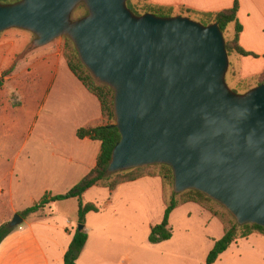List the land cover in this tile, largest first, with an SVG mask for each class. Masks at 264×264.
I'll return each mask as SVG.
<instances>
[{
  "label": "water",
  "instance_id": "1",
  "mask_svg": "<svg viewBox=\"0 0 264 264\" xmlns=\"http://www.w3.org/2000/svg\"><path fill=\"white\" fill-rule=\"evenodd\" d=\"M127 2L0 0V33L36 35L21 56L67 36L96 81L113 89L121 139L108 174L167 164L176 194L201 191L239 225L264 227V83L242 93L229 86L219 23L137 15ZM82 3L88 13L74 19ZM23 220L16 214L10 225Z\"/></svg>",
  "mask_w": 264,
  "mask_h": 264
},
{
  "label": "rangeland",
  "instance_id": "2",
  "mask_svg": "<svg viewBox=\"0 0 264 264\" xmlns=\"http://www.w3.org/2000/svg\"><path fill=\"white\" fill-rule=\"evenodd\" d=\"M134 1L144 3L145 0ZM86 10L83 6L77 7L73 18L78 19L86 15ZM186 13L182 9L175 11V15H184L196 20L194 12ZM7 33L29 32L12 28L0 33V37ZM232 33V25H229L224 33L225 39H230ZM31 35L33 39L36 38L34 33ZM68 39L67 36L58 37L42 48L51 49L57 57L62 58ZM28 47L17 55L9 69H14L23 60L28 61L41 49L36 48L21 56ZM231 56L229 55L230 59ZM235 57L237 55L232 61ZM227 82L232 89L235 88L228 77ZM58 96L62 99L42 100V105H37L29 96L16 92L12 93L10 99L7 96L0 99V209L4 213L7 204L8 224L16 214H21L28 207L38 203L45 194L53 196L66 193L81 176L77 173L69 181L62 183L53 178L52 173L60 169L59 162H68L67 157L70 155V152L63 151L61 147L74 149L81 143L75 134L78 125L72 109L73 97L68 93H54L53 97ZM110 121L105 116V122ZM153 170L159 171V168L143 169L145 172ZM143 178L145 180L142 182L119 183L114 191L105 187L113 178L106 179L82 197V201L84 199V202H95L103 209L108 207L130 211L126 214L130 215V224L135 228L130 229L128 233L121 231L116 234L122 240L127 237L138 243L149 242L152 227L162 221L170 201L174 196L178 199L182 197L181 193L174 192V182H164L160 176ZM110 199L113 205H108ZM78 203V199L50 202L43 207L47 216H43L41 221L58 225L59 230L63 232V227L71 221L76 229ZM13 205L17 211L13 209ZM207 210H212L217 218H213ZM233 223H237L236 219L223 205L214 200L201 204L181 203L172 212L170 225L173 232L171 239L183 243V264H206L207 255L215 240L221 238ZM109 233H113L112 228ZM215 264H264V242L256 237L241 239L238 244L233 243Z\"/></svg>",
  "mask_w": 264,
  "mask_h": 264
},
{
  "label": "crops",
  "instance_id": "3",
  "mask_svg": "<svg viewBox=\"0 0 264 264\" xmlns=\"http://www.w3.org/2000/svg\"><path fill=\"white\" fill-rule=\"evenodd\" d=\"M150 1L172 6L175 11L185 8L200 12H216L231 8L238 1V20L242 25L239 43L243 49L252 54H232L227 77L235 86L243 80L256 84L258 77L264 72V0ZM230 25L234 32L235 24ZM27 31L29 33H7L0 37V78L5 71L12 70L0 88V99L6 96L10 99L12 93L16 92L29 96L39 105L42 100L59 101L62 99L60 96L54 98V93H68L73 97L72 109L76 116V125H78L75 128L76 137H78L77 130L81 127H93L107 123L98 98L71 71L65 58L57 57L53 50L41 47L40 51L33 54L28 61L23 60L14 69H9L17 55L34 40L31 31ZM236 55V59L232 61ZM27 77L30 78L27 79ZM79 141L81 143L77 148L61 147L63 151L70 152V155L67 157L68 162H59L58 168L60 169L52 173L55 181L61 183L69 181L77 173L81 174L78 178L80 181L95 167L101 142L87 137L79 138ZM144 180L145 178L142 177L131 182ZM107 203L113 205L111 199ZM99 208L98 212H89L86 216L84 228L88 233V239L76 264H183V243L171 238L156 243L150 240L138 243L127 237H125L126 240H122L116 234L121 231L128 233L130 229L135 228L133 224H130V215L126 214L130 211L108 207L103 209L101 206ZM13 209L17 211L14 205ZM207 211L213 218H217L212 211ZM30 214V216L23 217L24 226L13 227V230L0 243V264H65L64 256L76 231L73 223L69 221L63 227V232L59 230L58 225L41 221L43 216H47L45 208ZM7 217L6 204L4 213L0 209V226L8 223ZM111 228L112 234L109 233ZM251 237L264 242V235L255 232L249 238H240L234 243L238 244L241 239L248 240Z\"/></svg>",
  "mask_w": 264,
  "mask_h": 264
},
{
  "label": "trees",
  "instance_id": "4",
  "mask_svg": "<svg viewBox=\"0 0 264 264\" xmlns=\"http://www.w3.org/2000/svg\"><path fill=\"white\" fill-rule=\"evenodd\" d=\"M1 1L4 3H12L17 0ZM127 4L137 15H141L147 12L154 13L158 16L163 17L175 15L174 7L156 4L151 2L150 0H145L144 3H139L138 1L135 2L134 0H128ZM80 6L87 8L84 3L80 4L78 7ZM182 10L183 12H187L186 14L194 12L197 17L196 20L202 22L205 25H209L215 22L219 23L224 33L226 32L227 27L230 24L234 23L235 29L233 34L231 35L232 37L230 39L226 38V47L229 55H232L234 53H239L241 55L252 54L243 49V47H241L239 43L242 25L238 20V1L235 2L233 7L216 12H200L185 8H182ZM87 12L88 9L85 13ZM63 56L71 71L84 84V86L98 98L103 114L107 116L111 121L98 126L81 127L77 130L78 138L83 139L87 137L92 140H98L101 142V149L98 154L95 167L92 168L80 181L74 184L66 193L53 196L50 194H45L38 203L24 210L23 213H21V216L25 217L30 213L37 212L50 202L77 198L79 200L78 224L85 225L87 214L89 212H98L100 210L99 206L96 203H84L82 201L83 195L93 186L101 184L106 179L113 178V180L106 185L109 190L113 191L116 189L119 183L135 181L144 176H160L164 182L167 181L173 183L174 172L172 167L167 164H154L137 167L113 174L107 173L106 170L111 160L113 149L121 139L119 129L115 126L114 91L110 86L96 81L91 72L80 60L78 51L70 38L68 39V43L65 46ZM11 72L12 70H7L3 73L2 77L0 78V88L4 85L7 76H9ZM262 83H264V72L258 77L255 85L243 80L239 81L233 89L237 92L242 93ZM152 167L159 168V171H143L144 168ZM181 196V199H178L176 196L173 197L165 210L162 221L152 227L151 234L149 236L150 242L156 243L172 238L173 232L170 225V216L181 203L194 202L197 204H201L206 201L213 200L201 191L194 189H190L185 191L184 193H181ZM12 230L13 227L8 223L0 226V243ZM255 232L264 235V227L258 224L239 225L238 223H233L221 238L215 240L213 248L207 255L206 264H214L234 242H236L240 238H249V236ZM87 239L88 233L85 228L80 230L77 227L70 246L64 256L65 264H76V260L78 259L82 249L84 248Z\"/></svg>",
  "mask_w": 264,
  "mask_h": 264
}]
</instances>
